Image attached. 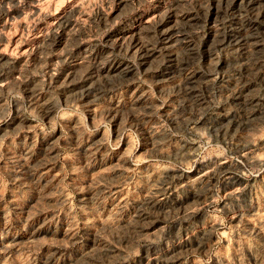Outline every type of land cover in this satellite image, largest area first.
I'll use <instances>...</instances> for the list:
<instances>
[{"label":"rangeland","instance_id":"obj_1","mask_svg":"<svg viewBox=\"0 0 264 264\" xmlns=\"http://www.w3.org/2000/svg\"><path fill=\"white\" fill-rule=\"evenodd\" d=\"M0 264H264V0H0Z\"/></svg>","mask_w":264,"mask_h":264},{"label":"bare ground","instance_id":"obj_2","mask_svg":"<svg viewBox=\"0 0 264 264\" xmlns=\"http://www.w3.org/2000/svg\"><path fill=\"white\" fill-rule=\"evenodd\" d=\"M178 33V32H177ZM186 39V38H185ZM188 39V38H187ZM246 40V39H245ZM186 43H187V41H186ZM241 44V43H240ZM176 45H177V43H176ZM100 72V71H99ZM185 77V76H184ZM200 78V77H199ZM192 79V78H191ZM190 84V83H189ZM222 88V87H221ZM236 95V94H235ZM194 96V95H193ZM196 96V95H195ZM198 97V96H197ZM239 99V98H238ZM200 100V99H199ZM198 101V100H197ZM240 102V101H239ZM200 105V104H199ZM194 119V118H193ZM199 119V118H198ZM190 123V122H189ZM196 126V125H195ZM190 128V127H189ZM198 130V129H197ZM199 131V130H198ZM190 149V148H189ZM246 149V148H245ZM242 151V150H241ZM247 151V150H246ZM242 153H244V152H242ZM251 151H250V153H245L244 155H243V157H244V159H246V160H250L251 159ZM191 154V153H190ZM190 156V155H189ZM255 156V155H254ZM230 160V159H229ZM223 162V161H222ZM230 162H231V160H230ZM220 163V162H219ZM233 163V162H232ZM223 164H226V163H223ZM232 165L233 164H229L228 163V168L226 169V170H224L223 171V173L224 174H222V175H225L226 176V180H225V184L226 185H228V186H233L234 188L233 189H235L236 190V188H235V186H234V184L236 183V180L238 179L237 177H239L240 175H238V170H237V168L235 167V169L237 170L236 172L234 171L235 169L234 168H232ZM235 165V164H234ZM221 166H222V164H221ZM227 166V165H226ZM224 167V166H223ZM172 169V168H171ZM222 169V168H221ZM234 169V170H233ZM206 169H204V171H205ZM215 170V169H214ZM223 170V169H222ZM204 171H202L201 173H199L198 175V179H196V182L198 183V185H200V187H202V188H204V187H210L209 186V184H208V182L209 181H211V179H212V177L213 176H215L218 172H220L219 171V169L217 170V172H212V171H209V170H206L205 172ZM240 171V170H239ZM222 173V172H221ZM221 173H220V175H221ZM195 174V173H194ZM219 174V173H218ZM173 175V174H172ZM217 177V176H216ZM173 178V177H172ZM194 178V177H193ZM197 178V177H196ZM218 178V177H217ZM223 179H225V178H223ZM192 180V179H191ZM195 180V179H194ZM238 181V180H237ZM193 183V182H192ZM195 183V182H194ZM182 185V184H181ZM180 185V186H181ZM208 185V186H207ZM193 186V185H192ZM212 187V186H211ZM192 188V187H191ZM174 189V188H173ZM206 190H207V188H206ZM170 191V190H169ZM232 191V190H231ZM237 191H238V188H237ZM237 191H235L236 193H238ZM232 192H234V191H232ZM169 194V193H168ZM124 195V194H123ZM231 195H233V194H231ZM150 200V199H149ZM207 201V200H206ZM205 202V201H204ZM207 203V202H206ZM155 212V211H154ZM191 212V211H190Z\"/></svg>","mask_w":264,"mask_h":264}]
</instances>
